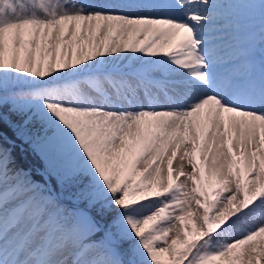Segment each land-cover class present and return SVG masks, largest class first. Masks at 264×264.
<instances>
[{
    "label": "snow or ice",
    "instance_id": "snow-or-ice-1",
    "mask_svg": "<svg viewBox=\"0 0 264 264\" xmlns=\"http://www.w3.org/2000/svg\"><path fill=\"white\" fill-rule=\"evenodd\" d=\"M0 264H264V0H0Z\"/></svg>",
    "mask_w": 264,
    "mask_h": 264
},
{
    "label": "trees",
    "instance_id": "trees-1",
    "mask_svg": "<svg viewBox=\"0 0 264 264\" xmlns=\"http://www.w3.org/2000/svg\"><path fill=\"white\" fill-rule=\"evenodd\" d=\"M17 145H19V142H17ZM14 154L17 157V160L20 164H22L25 167H32L34 169L40 167V161L38 158L31 153L30 150L28 151H21V148L17 146L14 149ZM35 175V173H34ZM36 179H39V176H36Z\"/></svg>",
    "mask_w": 264,
    "mask_h": 264
},
{
    "label": "rangeland",
    "instance_id": "rangeland-1",
    "mask_svg": "<svg viewBox=\"0 0 264 264\" xmlns=\"http://www.w3.org/2000/svg\"><path fill=\"white\" fill-rule=\"evenodd\" d=\"M86 1H87V0H85V2H86ZM255 40L257 41V46H258V41H259V27H258V22H257V26H256V28H255ZM179 164H180V161H179V159L177 158V160L174 161V167H178ZM185 167H189V166L186 164V162H185ZM183 179H184V178L181 177V180H183ZM189 187H190V185H189Z\"/></svg>",
    "mask_w": 264,
    "mask_h": 264
},
{
    "label": "bare ground",
    "instance_id": "bare-ground-1",
    "mask_svg": "<svg viewBox=\"0 0 264 264\" xmlns=\"http://www.w3.org/2000/svg\"><path fill=\"white\" fill-rule=\"evenodd\" d=\"M87 2V1H86Z\"/></svg>",
    "mask_w": 264,
    "mask_h": 264
}]
</instances>
